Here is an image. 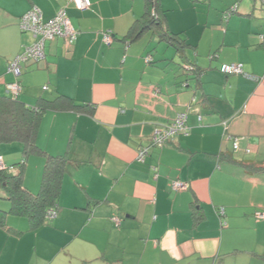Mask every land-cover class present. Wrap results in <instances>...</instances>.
<instances>
[{
  "label": "crops",
  "instance_id": "obj_1",
  "mask_svg": "<svg viewBox=\"0 0 264 264\" xmlns=\"http://www.w3.org/2000/svg\"><path fill=\"white\" fill-rule=\"evenodd\" d=\"M151 1L157 21L149 0H91L84 10L73 0H0V97H12L6 85L17 81L27 105L54 101L37 136L45 153L25 163V189L39 192L48 155L67 157L57 216L32 228L6 215L0 264H264V219L255 215L264 171L243 165L264 164V5L238 2L226 19L217 0ZM33 7L46 20L65 8L78 36L49 40L45 59L16 76L11 61L36 42L19 26ZM233 63L244 73L221 70ZM181 112L187 133L152 147L155 129ZM2 144L7 166L22 161V143Z\"/></svg>",
  "mask_w": 264,
  "mask_h": 264
},
{
  "label": "trees",
  "instance_id": "obj_2",
  "mask_svg": "<svg viewBox=\"0 0 264 264\" xmlns=\"http://www.w3.org/2000/svg\"><path fill=\"white\" fill-rule=\"evenodd\" d=\"M153 5V6H152ZM147 15L157 21L155 3L149 0ZM155 15H153V12ZM48 103H54L41 98L37 105L29 106L19 96L0 97V144H23L22 161L5 168H0V186L4 188L5 199L11 202L9 211L0 210V222L6 215L13 214L29 219L32 228L40 227L55 217L49 216V210L57 213L58 200L62 178L66 171V155L46 157L41 188L37 194L25 189L23 184L25 163L33 153H45L37 144V136L43 113L48 109ZM1 156V155H0ZM250 172L264 171L263 165L243 163Z\"/></svg>",
  "mask_w": 264,
  "mask_h": 264
},
{
  "label": "built area",
  "instance_id": "obj_3",
  "mask_svg": "<svg viewBox=\"0 0 264 264\" xmlns=\"http://www.w3.org/2000/svg\"><path fill=\"white\" fill-rule=\"evenodd\" d=\"M75 6L84 10L91 6V0H73ZM264 5V0H255ZM237 4L232 6L229 9V12L226 13V17H230V15L237 10ZM155 15L154 11L152 12ZM20 29L24 32H30L36 37V42L30 46H27L23 52L18 54L10 63L9 70L14 73L16 76H20L22 65L27 61H41L46 57V43L49 40H53L57 37L65 38L69 43H72L76 40L78 36V31L73 26L67 11L65 8H61L55 16L51 19L46 20L42 14V12L37 8L33 7L30 11L26 12L20 18L19 22ZM104 41L106 43H111L112 34L106 32L104 34ZM221 70L228 74H242L244 73L242 64H225L222 66ZM7 92L14 97L19 96L22 87L19 82L8 83ZM47 88V87H46ZM227 127V126H226ZM188 125H187V114L185 112L179 113L176 118L167 124L159 126L155 129L152 138V147H162L172 136L178 133H187ZM151 146H146L138 150L136 159L139 162H144L146 156L149 154V148ZM233 148L235 150L239 149V140L238 138L234 139ZM248 151H250L248 149ZM6 164L3 161L2 156H0V168H5ZM174 190H182L188 188V183L182 181H174L172 185ZM220 214H224V209H220ZM57 215L54 209L49 210V216L55 217ZM256 217L258 219H264V211L256 212ZM116 221L118 219L116 218ZM226 225V223H223Z\"/></svg>",
  "mask_w": 264,
  "mask_h": 264
},
{
  "label": "rangeland",
  "instance_id": "obj_4",
  "mask_svg": "<svg viewBox=\"0 0 264 264\" xmlns=\"http://www.w3.org/2000/svg\"><path fill=\"white\" fill-rule=\"evenodd\" d=\"M197 1H199L200 3H202L203 1L202 0H195L194 2H197ZM208 1V0H207ZM206 1V2H207ZM243 1H246V2H252L251 0H242V1H240V0H217V4H220L219 6L221 7V9L223 8V10H222V14L224 15V17H225V15H226V13L227 12H229V9H231L232 8V6H234L235 5V3L237 4L238 2H243ZM208 4V2L206 3V5ZM234 13H232V15H233ZM226 19H228L227 17H226ZM2 146V148H4V149H6V150H10V148H12V147H10V145H8V144H2L1 145ZM12 146H21L20 144H15V145H12ZM9 152V151H8ZM14 153H15V149H13V151H12V155H14ZM17 155H18V153H17ZM19 161V160H18ZM12 166V165H11ZM13 167V166H12ZM5 190H4V188L2 187V186H0V203L2 204H6V202H7V200L5 199ZM8 204H9V202H8Z\"/></svg>",
  "mask_w": 264,
  "mask_h": 264
}]
</instances>
